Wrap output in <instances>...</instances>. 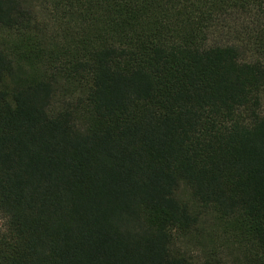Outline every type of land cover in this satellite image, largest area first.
<instances>
[{
    "label": "trees",
    "instance_id": "1",
    "mask_svg": "<svg viewBox=\"0 0 264 264\" xmlns=\"http://www.w3.org/2000/svg\"><path fill=\"white\" fill-rule=\"evenodd\" d=\"M0 264H264V0H0Z\"/></svg>",
    "mask_w": 264,
    "mask_h": 264
},
{
    "label": "rangeland",
    "instance_id": "2",
    "mask_svg": "<svg viewBox=\"0 0 264 264\" xmlns=\"http://www.w3.org/2000/svg\"><path fill=\"white\" fill-rule=\"evenodd\" d=\"M0 225H1V223H0Z\"/></svg>",
    "mask_w": 264,
    "mask_h": 264
}]
</instances>
